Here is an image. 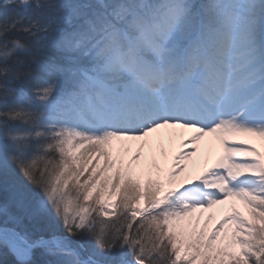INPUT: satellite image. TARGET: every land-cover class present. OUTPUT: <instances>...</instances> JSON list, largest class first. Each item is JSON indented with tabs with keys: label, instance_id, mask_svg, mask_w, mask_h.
I'll list each match as a JSON object with an SVG mask.
<instances>
[{
	"label": "snow or ice",
	"instance_id": "snow-or-ice-1",
	"mask_svg": "<svg viewBox=\"0 0 264 264\" xmlns=\"http://www.w3.org/2000/svg\"><path fill=\"white\" fill-rule=\"evenodd\" d=\"M10 32L33 38L30 64L20 55L31 50L8 41ZM163 127L264 138V0H0V164L40 194L13 188L0 213L50 218L63 229L49 239L5 234L19 264H30L37 247L53 264H264V158L255 149L225 148L211 178L183 191L146 186L143 209L130 178L119 202L100 199L101 187L88 204L97 174L81 182L85 155L107 156L110 141ZM69 182L79 209L71 213ZM228 198L259 220L243 232L237 223L238 252L213 247L227 219L206 239L185 241L172 229L189 210ZM108 208L116 219L106 225Z\"/></svg>",
	"mask_w": 264,
	"mask_h": 264
},
{
	"label": "bare ground",
	"instance_id": "bare-ground-1",
	"mask_svg": "<svg viewBox=\"0 0 264 264\" xmlns=\"http://www.w3.org/2000/svg\"><path fill=\"white\" fill-rule=\"evenodd\" d=\"M191 129L179 128L176 134H171L165 127L158 128L150 132L142 139H136L134 145L129 146V150L124 151L123 147L120 149L121 155L131 156L135 172L138 173L139 168L147 167V161L143 152L148 154L153 160L158 163L160 168L167 175H173L180 179L186 185V188L193 187L200 183L202 179H210L211 176L207 174L209 169L213 170L214 165L222 160L223 155L218 142L215 137L210 134H205L197 142V148L194 153H189L192 147L190 143ZM230 139L244 138L249 139L254 143L262 141V138L254 135H247L243 133H228ZM119 142V139H116ZM131 140L128 141V144ZM140 148V153L137 149ZM114 151V150H113ZM182 169V170H181ZM224 203L213 204L205 211L201 208H194L191 213L179 220L186 228L199 229L203 224H207L209 229H213L216 222H218L224 214ZM212 214L213 218L209 215ZM197 218V223L194 222ZM50 228V227H47ZM223 241V240H222Z\"/></svg>",
	"mask_w": 264,
	"mask_h": 264
},
{
	"label": "rangeland",
	"instance_id": "rangeland-1",
	"mask_svg": "<svg viewBox=\"0 0 264 264\" xmlns=\"http://www.w3.org/2000/svg\"><path fill=\"white\" fill-rule=\"evenodd\" d=\"M111 154H112V151H111ZM76 155H77V157H79V154H76ZM108 155H110V153ZM118 156H117V158L115 156H111V159H110V157L107 158L104 155L99 156V155L92 154V155H85V157L81 161L82 165L83 164H86V166L87 165H93L92 170H95V172L97 174L94 177V183L96 186L94 188H92V199L91 200H93V199L95 200L97 198L98 194H100L101 187H103V193H102V195H100V199H102L103 201L105 200L106 201L105 203H107L109 205L115 204L119 201V199H120V187L119 186H121L123 184L125 179L131 178L130 174H132V172L130 170L131 166H130L128 159H126V161L128 162V165L123 166L121 164V161L118 160ZM126 161L122 160V163H126ZM108 165H110V167ZM115 169L119 170V179H116V176L114 175V172L117 174ZM147 170L148 169L146 167L139 168L138 173H136V175H135L136 179H135V177L132 176L134 178V180H132V181L134 183L139 184L140 186L144 183H148L150 185L154 184L160 178V166H158L157 168H154L153 176H151V177H153L151 179L152 181H150V180L145 181L144 180L142 182L141 179L144 178V173L147 172ZM5 172L8 175H14V172L11 169H7ZM87 176H88V174L84 173V176L81 177V182H83V180ZM21 178L22 177H20V179ZM113 184L118 185V187L115 190H113V188H112ZM69 188L72 189V187H70V185H68V188H66L65 190H67ZM141 191H142V188H140V192ZM70 192L74 193L73 190H71ZM142 198H143V195L141 193L140 199L138 200V202H136V205H142L143 204L141 201ZM80 202L83 203V201H80ZM72 204H75V203H72ZM72 204H70V205H72ZM71 208L69 207L70 213L73 211L79 210L77 207L72 208V209ZM106 211L109 213V216H107L109 218L111 215L112 209L108 208V209H106ZM87 215H88V213H85V216H87ZM107 217H100V219H102V218L105 219ZM170 225L174 231L182 234V238L185 241H187L189 238H195L196 236H199L201 233L203 234L204 239H206L211 234L210 230L205 228L206 226L202 227L200 229H197V230L190 229L187 227L185 228L184 225H182L177 218L171 220ZM42 226L50 227V224L48 222H46L45 224L43 223V225L41 223H39V225L37 226V229H39ZM225 237H226L225 242H220V237H216V239L213 243V247L224 246V247H226L227 251H230L233 253L238 252L239 245L235 244L234 242L229 241L228 236H225Z\"/></svg>",
	"mask_w": 264,
	"mask_h": 264
},
{
	"label": "trees",
	"instance_id": "trees-1",
	"mask_svg": "<svg viewBox=\"0 0 264 264\" xmlns=\"http://www.w3.org/2000/svg\"><path fill=\"white\" fill-rule=\"evenodd\" d=\"M4 198H8V197H4ZM38 221L40 220V221H42V222H49L48 220H47V218H44V217H37L36 218Z\"/></svg>",
	"mask_w": 264,
	"mask_h": 264
}]
</instances>
